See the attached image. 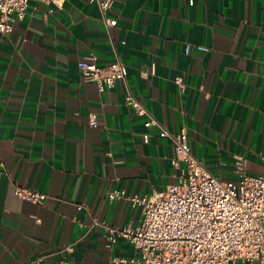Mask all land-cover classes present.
Returning a JSON list of instances; mask_svg holds the SVG:
<instances>
[{
    "label": "crops",
    "instance_id": "obj_1",
    "mask_svg": "<svg viewBox=\"0 0 264 264\" xmlns=\"http://www.w3.org/2000/svg\"><path fill=\"white\" fill-rule=\"evenodd\" d=\"M113 1L114 27L89 0L31 1L0 41V264L139 255L99 223L137 225L142 208L109 194L162 192L180 171L171 140L129 109L128 91L165 129L185 127L215 177L238 180L239 157L247 175H264V0ZM92 55L101 65L118 56L126 80L105 91L86 82L78 62ZM20 186L48 197L20 199Z\"/></svg>",
    "mask_w": 264,
    "mask_h": 264
},
{
    "label": "built area",
    "instance_id": "obj_2",
    "mask_svg": "<svg viewBox=\"0 0 264 264\" xmlns=\"http://www.w3.org/2000/svg\"><path fill=\"white\" fill-rule=\"evenodd\" d=\"M31 1L60 6L63 0H0V41L13 31L14 22L22 19ZM95 3L107 27L117 25L110 17L113 0H89ZM86 82L95 83L100 91L125 81L128 67L117 56L108 65H101L95 55L78 62ZM183 86V79L176 78ZM126 104L138 116L145 118L146 127H157L160 135L172 142V162L180 171L177 181L165 191H153L149 196L127 195L123 189L109 194L111 200L128 199L142 208L137 225L105 227L113 244L117 238L127 239L138 251L133 258L113 257L112 264H264V175H247L246 159L235 163L238 180L223 181L215 177L192 153L185 127L170 132L142 105L130 91ZM89 125L97 127L96 115H90ZM144 142L149 136L144 135ZM18 198L35 204L48 195L33 188L17 187Z\"/></svg>",
    "mask_w": 264,
    "mask_h": 264
}]
</instances>
